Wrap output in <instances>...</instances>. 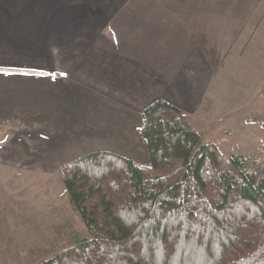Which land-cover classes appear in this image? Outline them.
Segmentation results:
<instances>
[{"label": "crops", "instance_id": "crops-1", "mask_svg": "<svg viewBox=\"0 0 264 264\" xmlns=\"http://www.w3.org/2000/svg\"><path fill=\"white\" fill-rule=\"evenodd\" d=\"M0 61L18 63L0 73L21 74L23 91H49L48 112L7 107L18 139L41 141L25 128L46 120L62 156L147 166L141 113L157 100L209 126L263 109L264 0H0Z\"/></svg>", "mask_w": 264, "mask_h": 264}, {"label": "trees", "instance_id": "trees-1", "mask_svg": "<svg viewBox=\"0 0 264 264\" xmlns=\"http://www.w3.org/2000/svg\"><path fill=\"white\" fill-rule=\"evenodd\" d=\"M141 117L149 165L95 151L61 167L91 238L39 264H264V157H226L165 100Z\"/></svg>", "mask_w": 264, "mask_h": 264}, {"label": "rangeland", "instance_id": "rangeland-1", "mask_svg": "<svg viewBox=\"0 0 264 264\" xmlns=\"http://www.w3.org/2000/svg\"><path fill=\"white\" fill-rule=\"evenodd\" d=\"M1 65L18 63L0 61ZM17 76L21 74L0 73V264H39L91 235L73 209L60 178L61 167L79 157L62 156L69 152L67 142L57 141L49 134L52 125L46 120H27L32 126L34 122L40 125L34 133L25 128V135L41 141L26 142L17 138L24 136L19 135L20 128L6 125L3 119L10 104L20 109L25 104L30 106L27 115L32 117L35 108L43 112L49 109V91H37L32 86L23 91L17 87ZM20 113L21 118L16 114L13 118L24 120L23 111ZM190 116L203 141L215 144L226 157H264V107L243 110L213 126ZM137 144L142 146L140 139Z\"/></svg>", "mask_w": 264, "mask_h": 264}]
</instances>
